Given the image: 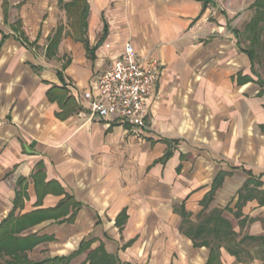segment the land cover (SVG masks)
I'll return each mask as SVG.
<instances>
[{
  "label": "crops",
  "instance_id": "crops-1",
  "mask_svg": "<svg viewBox=\"0 0 264 264\" xmlns=\"http://www.w3.org/2000/svg\"><path fill=\"white\" fill-rule=\"evenodd\" d=\"M67 1L10 0L6 22L0 0V223L18 196L17 214L71 197L35 250L264 264V85L224 0H88L83 39ZM127 43L160 63L141 126L83 99Z\"/></svg>",
  "mask_w": 264,
  "mask_h": 264
},
{
  "label": "trees",
  "instance_id": "trees-1",
  "mask_svg": "<svg viewBox=\"0 0 264 264\" xmlns=\"http://www.w3.org/2000/svg\"><path fill=\"white\" fill-rule=\"evenodd\" d=\"M210 0H204L206 4ZM68 16L70 18V26L72 30L79 35L80 39L84 38V33L87 29V16L89 11L88 0H69L65 3ZM252 8H255V14L253 18L248 22V30L253 36L254 42H257L260 38L261 23L264 22V0H255L251 4ZM4 19L6 22L9 20L10 0H3ZM62 28L59 29L57 36L53 42L49 44L48 49L55 47L58 43L59 36L61 35ZM235 31L239 34L238 29ZM241 42V41H240ZM245 50L249 53L252 62L255 64V51L245 47ZM264 85V79L261 80ZM167 154L165 157H168ZM249 184V183H247ZM246 184V186H247ZM245 188V187H244ZM20 197L16 199V206L14 209L2 220L0 223V264H73V260L81 255L90 244L82 243L80 248L67 255H55L46 256L40 259H33L30 257V252L43 242L52 240V237L45 235H38L32 231V228L39 222L48 218H61L64 217L70 204L72 203L71 197H66L60 201V203L49 209H36L29 213L17 214V206L21 205ZM76 214V211L71 214L69 219H72ZM215 215L207 217L208 221L214 220ZM206 220V221H207ZM207 221V222H208ZM228 224V220L221 217L218 223ZM217 223V222H216ZM215 225V224H214ZM224 233V237L231 236L232 231L224 230L219 231L213 228L214 235ZM222 232V233H221ZM257 238V237H254ZM207 262L206 264H210ZM82 264H122L120 260L112 253L106 251L103 247L92 249L88 252L85 261Z\"/></svg>",
  "mask_w": 264,
  "mask_h": 264
},
{
  "label": "built area",
  "instance_id": "built-area-1",
  "mask_svg": "<svg viewBox=\"0 0 264 264\" xmlns=\"http://www.w3.org/2000/svg\"><path fill=\"white\" fill-rule=\"evenodd\" d=\"M160 63L156 59L142 65L133 45L127 43L118 57L112 58L98 73L93 89L83 92L92 115L115 114L122 121L141 126L146 116L147 99L159 79Z\"/></svg>",
  "mask_w": 264,
  "mask_h": 264
},
{
  "label": "rangeland",
  "instance_id": "rangeland-1",
  "mask_svg": "<svg viewBox=\"0 0 264 264\" xmlns=\"http://www.w3.org/2000/svg\"><path fill=\"white\" fill-rule=\"evenodd\" d=\"M254 1L255 0H224L223 8L231 17V24L240 32L238 36L242 46L254 49L256 70L261 78L264 79V22L260 25V38L257 42H254L253 36L247 26L248 22H250L255 14V8L251 7ZM29 254L33 259H40L51 255L49 249L42 252L38 251V249H34V251Z\"/></svg>",
  "mask_w": 264,
  "mask_h": 264
}]
</instances>
